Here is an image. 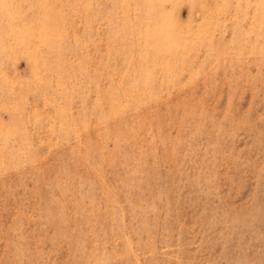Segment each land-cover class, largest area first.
I'll return each instance as SVG.
<instances>
[{"label":"rangeland","instance_id":"374dc122","mask_svg":"<svg viewBox=\"0 0 264 264\" xmlns=\"http://www.w3.org/2000/svg\"><path fill=\"white\" fill-rule=\"evenodd\" d=\"M0 264H264V0H0Z\"/></svg>","mask_w":264,"mask_h":264}]
</instances>
